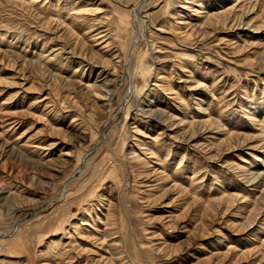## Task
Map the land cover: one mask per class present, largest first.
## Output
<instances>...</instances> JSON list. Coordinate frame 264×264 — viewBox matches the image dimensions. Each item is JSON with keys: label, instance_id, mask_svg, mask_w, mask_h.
Here are the masks:
<instances>
[{"label": "rangeland", "instance_id": "obj_1", "mask_svg": "<svg viewBox=\"0 0 264 264\" xmlns=\"http://www.w3.org/2000/svg\"><path fill=\"white\" fill-rule=\"evenodd\" d=\"M0 188V264H264V0H0Z\"/></svg>", "mask_w": 264, "mask_h": 264}, {"label": "bare ground", "instance_id": "obj_2", "mask_svg": "<svg viewBox=\"0 0 264 264\" xmlns=\"http://www.w3.org/2000/svg\"><path fill=\"white\" fill-rule=\"evenodd\" d=\"M185 1H187L188 3H190V4H193L194 3V0H185ZM187 10H189L190 11V9L189 8H186ZM200 13H202L200 10H197V12H196V14L195 15H199ZM185 23H187V22H183V21H181V24H185ZM142 26V25H141ZM193 27H195V25H193ZM103 29V28H102ZM142 30H143V27L141 28V32H142ZM98 37L99 38H107V36H108V33H107V30L106 29H103V30H101V31H99L98 33ZM97 37V38H98ZM136 49V48H135ZM136 50H134L133 52H135ZM54 56H56L57 57V55H54ZM54 58V57H53ZM52 59V58H51ZM126 60V59H125ZM34 63H36V62H34ZM116 63V62H115ZM118 64V63H117ZM40 65H41V63H40ZM44 65V64H43ZM121 65V64H120ZM42 66V65H41ZM40 66V67H41ZM83 66V65H82ZM115 66V65H114ZM117 67V66H116ZM119 67H121V66H119ZM123 67V66H122ZM81 68L82 67H79L76 71H79V70H81ZM104 69V68H103ZM104 71V70H103ZM101 73V72H100ZM109 73V72H108ZM104 79H106V78H104ZM148 79V78H147ZM158 79H161V78H158ZM106 81V83H102V85H99V84H94V83H92V84H87L86 85V87L88 86L89 88H92V87H94V89H96V91L93 93L94 94V96H95V98H98L99 100H103V101H105V100H107V99H111L112 98V93H115V90L114 89H112L113 87H115V85L113 84V82H112V80H110V79H106L105 80ZM104 82V81H103ZM146 83V82H145ZM145 83L143 84V86L142 87H140V88H136V91H134V92H136L135 94L136 95H138V94H140V97H141V100H139V102H140V105L142 106V103L143 102H145V100H147L146 98H145V96H146V94L148 95L150 92H147V93H145V95H144V90H145V88L147 87L146 85H145ZM112 85H113V87H112ZM157 85V84H156ZM158 86V85H157ZM158 87H161V86H158ZM118 89V88H117ZM91 90V89H90ZM134 92H132V93H134ZM138 97V96H137ZM41 98V97H40ZM136 99V98H135ZM34 102L32 103V104H30V107H36L37 105H39L38 103H40L41 101H39V102H37L36 100H33ZM136 101V100H135ZM149 101L147 100V103H148ZM150 103H151V101H150ZM158 103V102H157ZM143 105L144 106H146V103H143ZM140 106V107H141ZM147 106H151V105H147ZM152 106H156L155 107V109H153V110H151L150 112H151V114L154 116V115H157V114H162L163 113V111L162 110H160V109H158V107H157V105L156 104H154V105H152ZM163 115V114H162ZM162 117V116H161ZM168 118H171V119H173L172 118V116H168ZM3 144V143H2ZM6 144V143H5ZM9 149H10V147H9ZM140 149H144V147L143 146H141L140 147ZM16 150V149H15ZM9 151V150H8ZM10 151H11V149H10ZM151 153H152V151H151ZM67 154H70L71 155V153H66L65 155H67ZM256 160H259L257 157H254ZM140 159V158H139ZM1 189V188H0ZM6 190V189H5ZM4 191V190H3ZM3 191H0V193L1 192H3ZM2 194V193H1ZM1 196V195H0ZM81 224H88L87 222H84V221H81ZM4 235V234H3ZM2 237V236H1Z\"/></svg>", "mask_w": 264, "mask_h": 264}, {"label": "water", "instance_id": "obj_3", "mask_svg": "<svg viewBox=\"0 0 264 264\" xmlns=\"http://www.w3.org/2000/svg\"><path fill=\"white\" fill-rule=\"evenodd\" d=\"M139 40V39H138ZM138 40H137V42H138Z\"/></svg>", "mask_w": 264, "mask_h": 264}]
</instances>
